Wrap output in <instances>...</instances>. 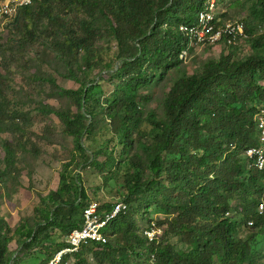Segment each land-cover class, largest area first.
<instances>
[{
    "label": "trees",
    "instance_id": "16d2710c",
    "mask_svg": "<svg viewBox=\"0 0 264 264\" xmlns=\"http://www.w3.org/2000/svg\"><path fill=\"white\" fill-rule=\"evenodd\" d=\"M205 2L33 0L6 27L10 31L14 28L16 34L25 33L32 41L45 42L64 63L68 76L81 83L78 90L63 91L84 110L72 113L67 122L69 132L85 134L86 149L79 145L82 164H89L93 156L88 169L103 174L101 184L118 174L110 169L123 165L128 209L105 228L108 243L83 247L73 254L78 257L76 264H87L84 255L89 251L97 264L107 260L115 264L119 247L113 241L122 235H127L123 250L145 245L150 264H243L251 254L253 236L235 240L240 222L228 214L231 202L243 200L241 194L248 188L264 196V168L258 170L243 155L246 148L260 146L256 114L264 109V55L236 61L230 53L210 62L200 76L179 78L164 103L165 121L154 112L143 117L140 110V103L148 98L138 90L161 69L182 61L190 42L178 27L194 25ZM257 5L255 14L264 22V0H258ZM220 19L218 27L224 23L222 16ZM41 20L47 21L45 28H38ZM32 25L37 28L32 29ZM251 34L253 31L245 28L244 36L231 44L227 40L223 46L233 49L248 38L252 46L264 47V37L251 40ZM115 60L120 61L118 67L112 65ZM96 77V83L88 86ZM105 83L112 89L102 93ZM97 109L106 117L110 134L101 145L93 131L94 121L85 116L94 118ZM140 120L152 127L150 136L139 131ZM136 143L148 156V166L140 155H129ZM98 156L104 159L99 161ZM147 172L150 176L145 179ZM78 181H82L80 176ZM261 202L264 199L240 206L244 219L256 217L257 222L250 221L252 229L264 227V212L257 213ZM89 203L85 188L80 190L77 181L66 177L60 189L43 200L44 208L35 214L38 227L25 233L29 240L26 249L38 248L43 259L40 264L48 263L67 247L65 242L52 243L50 230L59 229L68 235L83 224V211ZM133 203L138 204L137 211L132 209ZM146 206H154L165 216L153 223L156 228L164 227L166 235L179 236L187 247L185 252H176L168 244L159 246L160 236L148 241L144 231L142 235L136 233L134 217ZM111 208L104 205L100 209ZM152 227L149 221L147 228ZM10 231L6 220L0 218V264H25L12 261L9 252L10 243L23 231H16L14 237ZM36 261L38 258L31 264H39Z\"/></svg>",
    "mask_w": 264,
    "mask_h": 264
},
{
    "label": "rangeland",
    "instance_id": "374dc122",
    "mask_svg": "<svg viewBox=\"0 0 264 264\" xmlns=\"http://www.w3.org/2000/svg\"><path fill=\"white\" fill-rule=\"evenodd\" d=\"M257 4L258 0H218L216 16H222L224 22L244 23L245 28L253 31V34L249 35L250 39L259 40L264 37V22L260 15L255 14ZM46 25L47 21L41 20L38 28H45ZM36 28L32 25V29ZM6 29L2 30L0 26V218L6 220L11 237L15 236L16 231H23L21 236L16 234L9 245L12 261L19 260L31 264L37 258L38 263L43 259L36 246L26 249L29 240L25 233L38 227L36 210L44 208L43 200L51 192L60 189L63 177L77 181L80 190L85 188L89 201L96 202L100 208L104 205L112 206L117 202L125 203L127 192L123 186V165L118 167L119 169H110V172L118 174L101 184L103 174L88 169L93 161L91 152L90 163L82 164L79 145L86 149L85 134H72L67 130V122L72 113H83L84 110L63 90H78L82 86L81 83L68 76L64 63L45 42L32 41L25 33L16 34L14 28L11 31ZM38 33L39 30L36 36ZM135 51L133 50V53ZM230 53L238 61L252 55H264V47L252 46L248 38L240 40L233 49L223 45L204 48L192 46L188 50L187 61L161 69L148 85L138 90L139 95L148 98V101L140 103L143 117L154 112L159 120L165 121L164 103L174 82L181 77L200 76L210 62ZM119 64L120 61L116 60L112 63L114 67ZM101 76L106 77V74L102 73ZM98 79L99 77L90 79L88 86H93ZM111 89L106 83L102 85V93ZM97 111L99 112L94 118L87 114L85 116L89 122L94 121L93 131L101 145L110 134L106 117L100 110ZM138 129L148 136L153 133L152 127L144 120H140ZM135 135L136 133H133L132 138ZM257 140L259 141L258 137ZM128 153L140 155L145 164L149 165L148 156L144 150L138 148L137 143ZM103 159L104 156H98L99 161ZM86 170L89 172L86 173ZM79 176L82 178L81 182L78 181ZM149 176L150 172H147L145 179ZM244 178L246 177L242 179ZM241 198L244 199L231 202L232 210L228 216L240 222V227L234 235L235 240L253 236L251 254L243 264H264V227L252 229L248 222H257L256 217L244 219L240 209L242 204L259 203L264 196H258L254 190L248 188L241 194ZM131 207L138 210L137 203L131 204ZM164 218L154 206H146L134 217L135 231L142 235L143 231L148 229L149 221L153 224ZM258 222L261 220L258 219ZM262 224L264 225V222ZM159 229V246L168 244L173 246L176 252L186 251L187 247L181 243L179 236L166 235L164 227ZM48 236L52 243L66 242L67 233L53 229ZM126 237L127 235L117 236L113 241V245L119 247L115 253L117 262L150 264L145 245L138 246L133 251L123 250L121 246ZM67 257L69 264L77 263V256ZM84 260L87 264H97L90 251L84 255ZM105 264L112 263L107 260Z\"/></svg>",
    "mask_w": 264,
    "mask_h": 264
},
{
    "label": "built area",
    "instance_id": "2783aa9c",
    "mask_svg": "<svg viewBox=\"0 0 264 264\" xmlns=\"http://www.w3.org/2000/svg\"><path fill=\"white\" fill-rule=\"evenodd\" d=\"M33 0H0V26L4 30L8 24L12 23L18 16L21 9L32 4ZM218 0H206L204 9L199 13L197 22L194 25H180L178 30L189 39V48L192 46L204 48L207 46H220L228 40L231 44L233 40H238L245 35V25L239 21L224 22L218 27L221 19L217 18ZM232 38V39H231ZM188 50L181 56L182 61L188 60ZM257 137L260 146L249 147L244 150V156L253 161V166L258 170L264 168V109L256 114ZM127 205L117 202L112 205L110 211H102L96 202L89 203L83 211V224L74 228L66 237L67 247L58 252L46 264H64V259L68 255L78 253L81 248L91 245H103L108 243L109 236L104 234V230L112 224L121 213L127 211ZM264 212V202L257 206V213ZM248 224L252 225V222ZM151 229L144 231V236L148 241L158 239L161 230L156 228L155 223ZM155 259L152 256L151 262ZM66 264H69L66 262Z\"/></svg>",
    "mask_w": 264,
    "mask_h": 264
}]
</instances>
